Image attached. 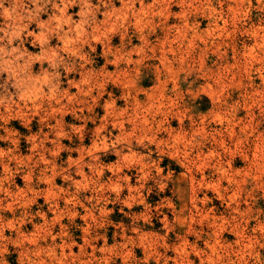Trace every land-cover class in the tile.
Instances as JSON below:
<instances>
[{"label": "rangeland", "instance_id": "rangeland-1", "mask_svg": "<svg viewBox=\"0 0 264 264\" xmlns=\"http://www.w3.org/2000/svg\"><path fill=\"white\" fill-rule=\"evenodd\" d=\"M0 39V264H264V0H0Z\"/></svg>", "mask_w": 264, "mask_h": 264}, {"label": "bare ground", "instance_id": "bare-ground-1", "mask_svg": "<svg viewBox=\"0 0 264 264\" xmlns=\"http://www.w3.org/2000/svg\"><path fill=\"white\" fill-rule=\"evenodd\" d=\"M19 1V0H18ZM14 2H16V1H14ZM19 4V3H18ZM14 5H15V3H14ZM17 5V4H16ZM13 6V5H12ZM17 9H18V7H17ZM13 11V10H12ZM5 12V11H4ZM15 13V12H14ZM16 16H18V15H16ZM9 17V16H8ZM15 18V17H14ZM33 18V17H32ZM19 20V19H18ZM31 21V20H30ZM13 22V21H12ZM10 25V24H9ZM18 26V25H17ZM15 27V26H14ZM9 32V31H8ZM11 34V33H10ZM9 37H11V36H9ZM3 39V38H2ZM1 40V39H0ZM11 43V42H10ZM4 51V50H3ZM2 52V51H1ZM9 52V51H8ZM7 52V53H8ZM6 53V52H5ZM6 55V54H5ZM4 55V56H5ZM17 57V56H16ZM3 62V61H2ZM14 74V73H13ZM14 78V77H13ZM18 78V77H17ZM22 78V77H21ZM23 79V78H22ZM16 80V79H15Z\"/></svg>", "mask_w": 264, "mask_h": 264}]
</instances>
